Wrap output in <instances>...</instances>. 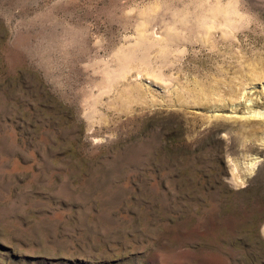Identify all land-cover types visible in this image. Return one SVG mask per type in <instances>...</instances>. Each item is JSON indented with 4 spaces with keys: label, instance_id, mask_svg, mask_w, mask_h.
<instances>
[{
    "label": "rangeland",
    "instance_id": "1",
    "mask_svg": "<svg viewBox=\"0 0 264 264\" xmlns=\"http://www.w3.org/2000/svg\"><path fill=\"white\" fill-rule=\"evenodd\" d=\"M263 114L264 0H0V264H264Z\"/></svg>",
    "mask_w": 264,
    "mask_h": 264
},
{
    "label": "bare ground",
    "instance_id": "2",
    "mask_svg": "<svg viewBox=\"0 0 264 264\" xmlns=\"http://www.w3.org/2000/svg\"><path fill=\"white\" fill-rule=\"evenodd\" d=\"M264 115V114H263ZM262 115H261V112H253V116L252 117H261ZM262 119V118H261Z\"/></svg>",
    "mask_w": 264,
    "mask_h": 264
}]
</instances>
